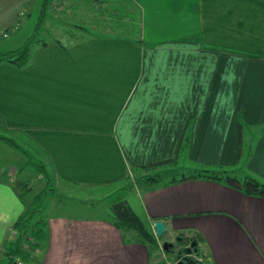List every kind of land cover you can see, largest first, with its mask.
Segmentation results:
<instances>
[{"label":"crops","instance_id":"obj_1","mask_svg":"<svg viewBox=\"0 0 264 264\" xmlns=\"http://www.w3.org/2000/svg\"><path fill=\"white\" fill-rule=\"evenodd\" d=\"M32 2L0 0V51L15 48L1 41L20 31ZM127 2L137 10L125 20L139 23L136 36L76 34L68 44H37L23 68L0 64L3 125L27 132L55 177L110 187L134 167L174 159L184 135L187 166L233 169L241 117L252 152L245 171L264 182V0ZM1 174L7 264L5 238L30 201ZM135 189L138 206L130 203L152 230L162 220L167 233L195 239L207 264H264V197L207 179ZM48 218L39 264H154L147 245L125 243L105 217Z\"/></svg>","mask_w":264,"mask_h":264},{"label":"rangeland","instance_id":"obj_2","mask_svg":"<svg viewBox=\"0 0 264 264\" xmlns=\"http://www.w3.org/2000/svg\"><path fill=\"white\" fill-rule=\"evenodd\" d=\"M98 1L100 3L103 2V0ZM127 1L108 2L107 7H103L102 9L97 7L95 9L91 6V0H52L45 22L38 26L42 0H33L28 10L29 15L20 31L12 33L10 38L1 41V43L10 42L16 48V46H22L34 34L38 43L59 41L63 44H68L75 40L76 34L88 36L90 33H115L136 36L139 32V23L137 25L134 24L135 27L132 28L133 25H129V22L126 23L125 20L133 15H137V10L135 7L134 12L130 13L131 10ZM89 10L92 12V15L89 16L90 20L86 19L85 16V12ZM5 46H9V44L7 43ZM9 50L12 49L6 51ZM0 135L14 139L27 153V155H23L21 152L0 141L1 175L4 176L6 174L9 178L13 176L11 184L19 194L25 195L27 201H31L37 193L46 189L48 197L45 200V212L49 216L64 214L68 216L92 215L103 217L109 204L119 199H127L129 203L131 202L134 206H138L135 188L140 189L137 179L142 174H136V172L132 171L128 178L132 186L128 187V183L110 187L81 186L70 183L54 176L52 169L48 165L46 153L32 141L27 132L20 129H7L2 121H0ZM247 154L248 150L244 149L241 161L233 169L228 167L233 170L232 174L234 176L243 178L248 174L245 171V157ZM187 162V158H182L179 164L185 167ZM44 170L47 172L46 174ZM137 208L134 210L139 214ZM15 235H17V232L13 227L11 234L9 233L5 238V243L8 239H14ZM175 237L174 233L166 232L160 238V248L152 253L154 264H176L178 262L177 258L169 256L163 249V241L173 242L175 241ZM183 238L184 240H190V237L187 236H183ZM25 246L33 253V256H37L44 249V246L37 249H33L28 244ZM5 250L4 244L2 250V256L4 257H6L4 254ZM199 251L201 255L199 256L198 264H207L206 255L202 250L199 249Z\"/></svg>","mask_w":264,"mask_h":264},{"label":"trees","instance_id":"obj_3","mask_svg":"<svg viewBox=\"0 0 264 264\" xmlns=\"http://www.w3.org/2000/svg\"><path fill=\"white\" fill-rule=\"evenodd\" d=\"M93 1L100 3L98 0ZM51 3L52 0H42L38 26L45 22ZM42 43H38L36 35L34 34L22 46L0 52V64L10 63L18 68H23L29 63L33 48L37 44ZM239 120L238 159L241 161L244 149H248H246V144H244L243 135L241 134V117H239ZM0 121H3L2 117H0ZM188 138L186 135H184V139L182 137L174 159L131 169V172L134 171L136 174H142L137 179L138 186L141 190H153L158 187L187 180L207 179L221 182L250 196L264 197V182L254 176L247 174L243 178H239L232 174V169L222 166L200 165L191 167L185 165V167H182L179 163L182 158H187ZM0 140L21 152L23 155H27L22 146L14 139L0 135ZM249 154H252V152L248 150L245 163L250 156ZM151 171L154 172L152 173ZM44 173L46 174L47 172L44 170ZM45 176L47 177V175ZM125 183H128L127 187L132 186L128 179ZM20 196L25 201V195L20 194ZM47 197L48 191L43 189L30 202L26 203L25 210L13 226L17 232L16 237L14 239H8L5 243L6 250L4 254L7 258V264H14L17 257H20L25 264H39L36 260V255L33 256V253L25 245L28 244L33 249H37L47 244L49 236V218L45 212V200ZM103 217L107 218L121 231L125 243H143L148 246L152 253L160 248L161 237L156 236L152 227L136 213L127 199L113 201L109 204L106 214Z\"/></svg>","mask_w":264,"mask_h":264},{"label":"flooded vegetation","instance_id":"obj_4","mask_svg":"<svg viewBox=\"0 0 264 264\" xmlns=\"http://www.w3.org/2000/svg\"><path fill=\"white\" fill-rule=\"evenodd\" d=\"M193 239L184 240L182 236L175 237V241H168L167 246H164L166 241H163V249L169 256L177 258L178 261H184V264H198L200 251L199 248L197 251L192 248L191 252H189V247L193 242Z\"/></svg>","mask_w":264,"mask_h":264},{"label":"water","instance_id":"obj_5","mask_svg":"<svg viewBox=\"0 0 264 264\" xmlns=\"http://www.w3.org/2000/svg\"><path fill=\"white\" fill-rule=\"evenodd\" d=\"M153 227H154V232L156 234L157 237H162L164 235V233L167 232V226L165 224L164 221L162 220H157L153 223ZM167 242L164 244V246H167ZM192 248H194L196 251L198 249V242L197 241H193L189 247V252H191ZM176 264H184V261L180 260L178 261Z\"/></svg>","mask_w":264,"mask_h":264},{"label":"built area","instance_id":"obj_6","mask_svg":"<svg viewBox=\"0 0 264 264\" xmlns=\"http://www.w3.org/2000/svg\"><path fill=\"white\" fill-rule=\"evenodd\" d=\"M7 35L8 33H4V36H7ZM14 264H25V263L20 257H17Z\"/></svg>","mask_w":264,"mask_h":264},{"label":"bare ground","instance_id":"obj_7","mask_svg":"<svg viewBox=\"0 0 264 264\" xmlns=\"http://www.w3.org/2000/svg\"><path fill=\"white\" fill-rule=\"evenodd\" d=\"M11 30H13V29H11ZM11 30H10V29H9V30H5V31L3 32V36H4V33H9ZM7 36H8V35H7ZM7 36H4V37H7Z\"/></svg>","mask_w":264,"mask_h":264}]
</instances>
